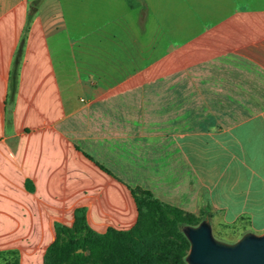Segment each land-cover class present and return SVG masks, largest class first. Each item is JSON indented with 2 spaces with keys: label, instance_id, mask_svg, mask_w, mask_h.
<instances>
[{
  "label": "crops",
  "instance_id": "0c3cea01",
  "mask_svg": "<svg viewBox=\"0 0 264 264\" xmlns=\"http://www.w3.org/2000/svg\"><path fill=\"white\" fill-rule=\"evenodd\" d=\"M31 1L0 0V251L43 264L77 208L96 233L130 230L136 188L264 230V0H176L177 27L169 0H43L7 127Z\"/></svg>",
  "mask_w": 264,
  "mask_h": 264
},
{
  "label": "trees",
  "instance_id": "16d2710c",
  "mask_svg": "<svg viewBox=\"0 0 264 264\" xmlns=\"http://www.w3.org/2000/svg\"><path fill=\"white\" fill-rule=\"evenodd\" d=\"M42 1L32 0L29 4L23 35L11 64L7 93V106L9 107L7 127L11 123V110L17 94L26 35ZM131 3L132 5H139L137 0ZM140 6L143 10L145 9L144 4H140ZM131 195L136 205L138 218L130 230L108 229L104 234L96 233L87 224L86 208H77L74 211V222L70 228L61 224H54L55 239L45 250L43 264H88V259L84 255L88 244L103 248L104 259L102 264H170L172 259L173 263L186 264L184 259L188 253L189 244L182 234L181 228L183 226H196L210 216L206 215L200 218L197 215L185 213L159 201L151 193L139 188L131 189ZM144 207L150 208L152 214L157 218L156 224L160 225L156 244L154 243L155 248L147 256L137 251L135 238L145 215ZM0 259L4 261L3 264H19V253L16 250L0 251Z\"/></svg>",
  "mask_w": 264,
  "mask_h": 264
},
{
  "label": "rangeland",
  "instance_id": "374dc122",
  "mask_svg": "<svg viewBox=\"0 0 264 264\" xmlns=\"http://www.w3.org/2000/svg\"><path fill=\"white\" fill-rule=\"evenodd\" d=\"M105 2H108L109 0H104ZM130 2H133L134 0H129ZM185 2V7L187 11V0H183ZM194 2L202 3L204 7L209 8H216L219 7L220 4L228 3L227 0H191ZM240 0H236L238 2ZM254 2H262L263 0H251ZM169 4L165 6V9H167V12H169V17H172L173 21L171 22L172 26H179L180 23H178L179 20L184 21V16L186 15L184 13V6L176 1V0H169ZM235 3V1H234ZM241 3V2H240ZM246 4V3H241ZM258 4V3H256ZM256 7V6H255ZM183 16V17H181ZM184 25V24H183ZM176 38L181 37V33L176 32ZM176 43H180L181 40L177 39L175 41ZM145 215L142 218V223L140 224L135 238L137 241V251L145 256L150 254V251L155 248L154 243L156 244L157 237L159 234V228L160 225H157V218L152 214L150 211V208L144 207ZM211 216V228H212V235L215 239L226 242V243H234L240 237L246 233V232H254L257 234H261L264 230H253L251 226V222L249 219L241 217L234 221L231 225H225L221 221V214L212 211ZM200 218L204 217L203 214L197 215ZM162 230H164L162 228ZM84 255L88 259V264H102L104 259V250L101 246L96 245H90L88 244L86 246V250L84 252ZM151 261V259H148ZM170 264H177L173 263V259L170 261ZM4 261L0 259V264H3Z\"/></svg>",
  "mask_w": 264,
  "mask_h": 264
},
{
  "label": "water",
  "instance_id": "95a60500",
  "mask_svg": "<svg viewBox=\"0 0 264 264\" xmlns=\"http://www.w3.org/2000/svg\"><path fill=\"white\" fill-rule=\"evenodd\" d=\"M181 232L189 244L186 264H264V231L246 232L236 242L226 243L213 237L205 218L196 226H183Z\"/></svg>",
  "mask_w": 264,
  "mask_h": 264
}]
</instances>
